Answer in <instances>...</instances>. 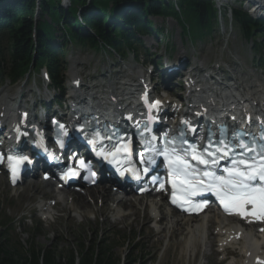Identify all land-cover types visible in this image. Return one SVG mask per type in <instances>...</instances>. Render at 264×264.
<instances>
[{
	"label": "rangeland",
	"instance_id": "1",
	"mask_svg": "<svg viewBox=\"0 0 264 264\" xmlns=\"http://www.w3.org/2000/svg\"><path fill=\"white\" fill-rule=\"evenodd\" d=\"M231 1L236 3L240 0ZM86 5L88 4H85L78 9H83V7L86 8ZM212 7L216 10V18L214 19L212 25V31L207 39L201 43L195 44L193 48H190L189 42L182 36L181 29L172 20L150 18L149 21L152 28L154 30L162 28L164 32L163 35L159 37V41L157 42L155 41V38H153L154 41L149 42L145 39L144 40L148 43V45L153 44V48L157 49L158 55L162 54L165 45H169L175 49L173 57H175V55L181 56L185 54L191 61L194 58H198L199 61L201 60L199 63L201 64V56H205L206 53H209L210 57L209 54L206 55L209 59L206 63L208 67L213 68L216 61L219 60L225 63L229 68L232 64L234 70L242 72L244 74L243 77L246 79L250 78L253 82L257 81V83L264 81V76L260 74V72L255 68L256 66L252 63L253 55L251 52L252 50L250 49V44H247L242 40L240 33L231 23V15L227 13L226 16H223V14L219 13L217 9L218 4H214ZM56 35L60 34L56 33ZM192 53H194V56H192ZM65 57V65L67 68H69L71 63L74 61L83 63L84 70L81 68V71H79L82 72L83 75L93 74L95 72V68H99L100 71H104L105 69L112 71L114 68H108L106 65L104 67H100L101 64L98 65V63L104 61L111 66V63L115 65L118 61L115 56H113L115 59L113 58L114 61L112 62V56L108 55L104 57L103 53H96L86 48L81 49L75 47H67ZM86 66H89V70ZM118 68L114 69V71L118 70ZM122 69L128 70L126 67H122ZM34 79H37V77L33 76L13 87H21L22 84L26 83L27 88L34 90ZM13 87L11 88L10 86L5 85L0 90L5 89L6 91L8 89H16ZM42 188L40 189L43 193L47 192L46 189ZM94 190H89V192ZM28 191L29 190L27 188H23L22 191L13 192L6 187L5 181L0 178V227L3 222L10 221L11 224H13L11 228L15 227L17 229L12 235V239L13 241L18 239L22 246H27L29 243L33 244L37 248L54 250L57 254L64 256V254L73 246L83 244L89 248L93 243L98 242L100 239L108 238L110 239V246L113 247V257L116 259L126 257L129 264L133 260H138L134 264H138V262L139 264L243 263L242 255L238 251H229L232 256L228 255L225 259L227 261L224 260L223 262L222 259H224V254L220 253L215 256L211 255L210 253L213 250H209L210 252L206 251V255L204 257L202 255V252L205 250L204 243L200 245V251L195 250L193 254H185L183 250V242H185L186 239L178 238L177 240L171 242L167 238V235L160 238L161 234L157 235L156 232L150 233L148 227L153 231H155V227L146 223L147 219H150L146 211L143 213V221L141 220L142 215L141 212H138V207L137 213L133 212V210H136V207L131 208L130 214L128 213L129 215L126 219L124 221H119L117 224L114 223V221L112 223V214L107 212L105 217L108 219V222L107 224H103L105 220L104 217L99 216L95 218L93 215L94 210L96 215H102L104 213L100 203L97 204V199H93L92 201L88 197L84 198V196L81 197L80 195H77V198L79 197L80 200L81 198H84L82 201H84L88 207L83 214L80 215L75 213L76 210L73 211V213L69 212V214H66V210H64L61 206H58L59 213L53 212L51 216L48 217L50 221H44L43 219L46 216L43 217L38 213L36 214L34 211V205L41 201L40 197H35L33 202H29V197L34 194V190ZM48 201L49 200H46L45 202L47 203ZM76 201L78 200H73L72 204L74 206H76ZM108 205L109 202H107V206ZM139 209H141V206ZM144 209L145 206L143 210ZM125 213L127 212H124V214ZM55 218L57 219L55 220ZM25 219H28V221H24ZM173 219L169 218V221ZM138 220H140L139 223ZM162 220L166 222L165 216H163ZM129 225L134 226L131 227ZM158 227H160V225ZM146 228L147 231H145ZM163 234H167V230H165ZM127 240H129V244L127 243ZM216 251H218V249L214 248L215 253Z\"/></svg>",
	"mask_w": 264,
	"mask_h": 264
},
{
	"label": "trees",
	"instance_id": "2",
	"mask_svg": "<svg viewBox=\"0 0 264 264\" xmlns=\"http://www.w3.org/2000/svg\"><path fill=\"white\" fill-rule=\"evenodd\" d=\"M70 2L68 11H64L58 0H43L37 9L34 0H0V32H3L0 35V69L7 66L9 74L15 78L22 76L32 64L36 68L44 65L51 76H54L57 75L58 56L67 43L75 45L86 42L93 48L100 47L104 50L108 47L115 50L120 40L130 46V33L136 28L147 31L149 24L144 20L149 15L173 17L184 31L186 27L190 30L187 34L191 39H200L209 32L215 17L212 6L201 0H177L175 4H165L163 0H92L90 7L82 11L79 22L76 14L86 0ZM121 2L133 6L134 10L129 12L110 9V21H103L101 14L107 13L109 5L115 6ZM36 10H39L37 22ZM114 20L120 21L130 32L121 29ZM233 21L247 39L252 36L253 29L258 28L240 10H233ZM52 32L61 33L63 45L60 51L59 48L52 47ZM113 34L116 35L115 38H112ZM34 35L36 44L33 42ZM4 37L7 45L3 48ZM7 229V222L2 223L0 264H120V260L113 257V247L107 239H101L89 248L78 244L63 256L54 250L37 248L33 244L28 243L23 247L14 243L6 232ZM134 263L136 260L130 264ZM124 264H129L128 259Z\"/></svg>",
	"mask_w": 264,
	"mask_h": 264
},
{
	"label": "bare ground",
	"instance_id": "3",
	"mask_svg": "<svg viewBox=\"0 0 264 264\" xmlns=\"http://www.w3.org/2000/svg\"><path fill=\"white\" fill-rule=\"evenodd\" d=\"M170 1V0H169ZM220 3L219 4V10L221 9L222 4L224 1L218 0ZM254 6L261 10L262 14H264V0H253ZM240 1L236 3H240ZM222 3V4H221ZM234 3V4H236ZM246 6H244L245 8ZM247 9V7H246ZM260 13V12H259ZM208 60V56L205 57L203 60L206 62ZM79 68V64H72V71L77 73V69ZM198 70V69H197ZM199 70H202L200 68ZM135 73V72H134ZM119 74V73H118ZM110 76H113V74L108 73L107 71L103 75L104 79L109 78ZM128 77H131L134 80V82H137L138 80L141 79L140 73L137 72L133 75H128ZM79 80L78 75L76 74L75 77L72 79V81ZM114 82L110 83L109 85H103L100 83L94 84L89 86L90 88L95 87L97 91H102L105 88L111 89L112 85ZM80 86L85 87L83 83H80ZM89 87L86 86V89ZM237 90L234 91V93L238 92L239 90L244 92L245 87L242 86V83H236ZM256 87V86H255ZM114 91H119V88L114 87ZM250 88L254 89V86H251ZM249 88V89H250ZM126 88L123 90L125 91ZM212 92V94H215L217 96L215 99L213 98H207L209 97H201L204 98L203 102L206 104V108H219L221 105L225 104L228 102V96L221 94L218 90L214 89L212 91L209 90V93ZM208 93V92H207ZM18 96L20 97V102L21 101H27L28 96L30 94V91L27 90L26 88H21L18 91ZM122 95L115 94V95H110L108 96V99H115V100H121ZM192 99H197V97H192ZM11 99V93L10 91H5L2 90L0 92V114L3 115H8L10 116V107H8V102H10ZM243 103L247 101V98H243ZM251 102H255V100H249ZM195 104V101L192 102ZM262 104L264 107V97L259 98L257 104ZM43 188L46 189L47 192L43 193V191L37 187L38 182H29L27 186L29 187L30 190H34V194L29 197L30 201H34L35 197L40 196V198L44 201L37 203L36 208L39 213L45 214V215H50L52 212H58V206H61L64 210H66V214H69V212H73L76 210L77 214H83L84 211L88 208L82 199L88 197L92 201L93 199H97V202H101V207L103 208V214L101 215H96L94 213V216H102L105 218L104 223L107 224L108 219L105 217L106 213L109 212V214H112V223H118L119 221H124L126 217L130 214L131 208L136 207V210L133 212L137 213V203L133 202L130 198L128 197H120L118 194H116L114 191H107L104 187H101L100 189H95L94 191L89 190H84L82 191V194L80 195L81 197L84 196V198H77V195H74L70 192H56L55 187L51 182H46L42 183ZM49 200L54 202L53 205L51 203L47 204L45 201ZM73 200H78L76 201V206H74ZM107 202H109V208L107 206ZM35 206V205H34ZM161 204L159 203H149L148 205H145V209L143 210V213L147 211L148 209L153 211L155 215L159 214L158 216V221L155 224H161L160 221H162L163 216L165 214H162L160 211ZM120 210H127L129 211L126 214H121ZM123 213V212H122ZM173 213V212H172ZM168 216V215H166ZM122 218V219H121ZM151 219H147L146 223H150ZM103 223V224H104ZM234 224V219H221L217 215L212 214V216H209V214H203L199 218V223H194L192 219L190 220H185L181 219L179 217L170 220L169 222L162 224V227H160L157 231L156 234L162 236H168V239L172 242L177 240L178 238L181 239H187L184 244V252L187 255H190L191 253L193 254L195 250L200 248V243L202 241L205 242L207 248L209 250H213L214 246L217 244L219 251H225L227 248H234L240 252L243 253L244 257L247 258L248 254H256L255 258H259L261 256H264V254L260 253L264 250V233L262 235L258 234V228L255 230L249 229V228H244L243 229H237V226L232 225ZM133 227L134 225H129ZM215 226V227H213ZM213 227V233L209 232V229ZM167 230V234H163L165 230ZM156 229V228H155ZM147 231V228L145 229ZM182 241V240H181ZM215 242V243H214ZM221 249V250H220ZM264 259V257H262ZM197 262V261H196Z\"/></svg>",
	"mask_w": 264,
	"mask_h": 264
},
{
	"label": "snow or ice",
	"instance_id": "4",
	"mask_svg": "<svg viewBox=\"0 0 264 264\" xmlns=\"http://www.w3.org/2000/svg\"><path fill=\"white\" fill-rule=\"evenodd\" d=\"M159 103V101H155L152 107H157ZM60 127L63 126L61 125ZM219 143L223 144L224 147H218L216 153H219L222 157H227L229 146L224 144L223 141ZM209 147L211 146L209 145ZM190 148L191 159L207 167L209 160L204 159L203 155H198L195 147L190 146ZM216 153L207 152V155L213 158L212 163L216 162ZM165 158L168 160L173 178L172 202L174 204L179 202L180 207H184L185 204L191 205L189 197L211 193L220 200L224 210L229 214H238L241 217L251 215L257 219L264 218V159L259 164H247L244 161H239V164L244 165V170L241 171L239 167L228 169L227 176H217L213 172L205 171L202 175L207 179L204 180L197 178V171L193 169L186 159L176 155L175 149H173L171 155H166ZM16 163L19 164L22 161H17ZM257 181L259 182V187L254 186V182ZM248 205L252 206L251 212L246 211ZM198 207H203V205H198ZM184 210L188 211L189 209L184 208Z\"/></svg>",
	"mask_w": 264,
	"mask_h": 264
}]
</instances>
